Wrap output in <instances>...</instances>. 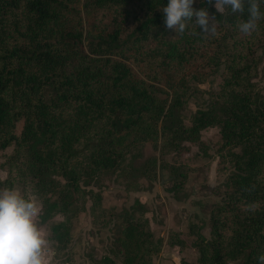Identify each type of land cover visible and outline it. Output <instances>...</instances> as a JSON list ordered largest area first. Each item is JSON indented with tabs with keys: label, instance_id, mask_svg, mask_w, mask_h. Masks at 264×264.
I'll return each instance as SVG.
<instances>
[{
	"label": "trees",
	"instance_id": "trees-1",
	"mask_svg": "<svg viewBox=\"0 0 264 264\" xmlns=\"http://www.w3.org/2000/svg\"><path fill=\"white\" fill-rule=\"evenodd\" d=\"M167 3L0 0V166L8 171L0 190L18 184L22 195L36 196L43 221L61 214L49 237L53 249L64 252L72 218L88 199L97 227L113 218L102 194L87 188L94 178L120 173L155 181L160 169L176 170L166 154L187 150V142L202 143V130L218 127L220 158L230 168L221 201L209 211L212 236H203L200 222L190 224L197 260L176 264H260L264 85L256 79L264 73L258 54L264 20L244 35L237 25L248 19L247 3L243 14H221L195 0V9L207 7L216 16L219 35H205L194 21L181 35L164 24L160 8ZM220 69L207 105L183 118L178 110L192 83ZM146 142L159 147V156L137 167L133 162ZM145 211L139 199L119 213L120 232L98 264H156L164 240L155 237ZM175 235L169 231L165 242L176 244Z\"/></svg>",
	"mask_w": 264,
	"mask_h": 264
},
{
	"label": "rangeland",
	"instance_id": "rangeland-1",
	"mask_svg": "<svg viewBox=\"0 0 264 264\" xmlns=\"http://www.w3.org/2000/svg\"><path fill=\"white\" fill-rule=\"evenodd\" d=\"M82 14L83 16L85 14L84 8ZM258 54L262 65L264 46L258 50ZM221 73L222 69L202 82L192 83L193 88L189 92L185 106L178 110L183 118L188 119L198 107L207 105L210 95L220 81ZM256 80L264 85V73L261 70ZM21 126L20 122L19 129ZM202 141L200 144L187 142V150L166 154L165 158L170 167L173 165L176 170L171 171L169 167L160 169L155 181H150L139 174L126 178L120 173H106L94 178L87 188L102 194V205L109 209L111 215L108 216L113 215V218L107 225L97 227L93 223V203L88 199L86 209L72 218L71 244L64 252H56L49 237L51 224L62 220L63 216L58 214L47 221H43L40 216V226L47 233L49 240L47 250L49 264H98L112 248L115 237L120 232L119 213L131 209L139 199L146 207L145 214L150 219L155 237L164 240L161 252L163 248L168 252L166 256L160 255V252L156 257V264H161L162 260L168 264H176L173 261L176 256L174 251L181 253L182 258L195 262L198 252L193 245L194 236L187 233L188 228L190 224L200 222L203 236L206 238L212 236L209 211L216 202L221 201L226 189L225 177L230 168V164L220 158L221 137L218 127L202 130ZM153 154L159 156V147L155 148L153 143L146 142L143 155L137 158L133 165L141 166L145 159ZM7 176V169L0 166V180L6 179ZM135 181L141 188H134ZM177 183L181 184L177 186ZM15 185L14 189L21 192L20 185ZM31 197L38 201L41 208L40 200L36 196ZM179 200L188 204L178 203ZM169 231L177 233L174 236L176 241L174 245L165 242ZM180 239L185 241L184 244H180ZM228 264L238 262L230 261Z\"/></svg>",
	"mask_w": 264,
	"mask_h": 264
},
{
	"label": "clouds",
	"instance_id": "clouds-1",
	"mask_svg": "<svg viewBox=\"0 0 264 264\" xmlns=\"http://www.w3.org/2000/svg\"><path fill=\"white\" fill-rule=\"evenodd\" d=\"M195 0H168L160 8L167 29L184 34L190 22L195 23L202 33L216 37L217 18L210 15L207 7L198 10L193 7ZM206 5H214L218 13L230 9L233 14L245 11L247 3L248 19L238 22V30L251 35L258 30V22L264 20L260 0H204ZM196 35L195 32L192 33ZM248 210H252L249 206ZM41 208L38 201L25 197L14 188L0 190V264H49L47 233L40 226ZM264 264V254L258 257Z\"/></svg>",
	"mask_w": 264,
	"mask_h": 264
},
{
	"label": "crops",
	"instance_id": "crops-1",
	"mask_svg": "<svg viewBox=\"0 0 264 264\" xmlns=\"http://www.w3.org/2000/svg\"><path fill=\"white\" fill-rule=\"evenodd\" d=\"M178 203H181V204H188L186 201L185 202H183L182 200H179V201H177ZM191 208H195V207H192L191 206ZM195 211H198V210H195ZM194 212V211H193ZM168 254V252H166V250H165V248H163V250H162V252H161V254L160 255H164V256H166ZM174 254L176 255L175 257H174V259H173V261L174 262H176V263H179L180 262V260H181V258H182V255H181V253H179V252H176V251H174ZM178 257V258H177ZM161 259H162V256H161ZM161 264H168V262H166L165 260H162L161 261Z\"/></svg>",
	"mask_w": 264,
	"mask_h": 264
}]
</instances>
